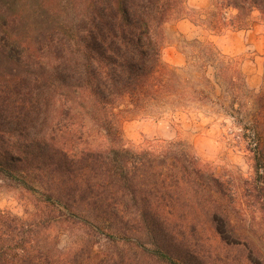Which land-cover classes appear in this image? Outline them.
Returning a JSON list of instances; mask_svg holds the SVG:
<instances>
[{
  "label": "trees",
  "instance_id": "1",
  "mask_svg": "<svg viewBox=\"0 0 264 264\" xmlns=\"http://www.w3.org/2000/svg\"><path fill=\"white\" fill-rule=\"evenodd\" d=\"M24 1L0 0V180L40 195L35 226L50 220L79 229L67 264H264V252L240 229L254 212L237 198L243 187L180 142H123L128 116L197 103L235 111L217 93L222 82L233 84L234 69L214 46L197 42L183 74L161 60L162 26L184 0H83L70 20L42 23L24 15ZM218 4L264 17V0ZM255 99L260 111L244 128L258 175L251 190L264 207V71ZM77 116L102 131L107 148L78 145L70 122ZM92 236L101 238L98 250L83 240ZM28 243L18 240L13 251L0 239V264H17L12 256H24Z\"/></svg>",
  "mask_w": 264,
  "mask_h": 264
},
{
  "label": "rangeland",
  "instance_id": "2",
  "mask_svg": "<svg viewBox=\"0 0 264 264\" xmlns=\"http://www.w3.org/2000/svg\"><path fill=\"white\" fill-rule=\"evenodd\" d=\"M219 1L184 0L182 12L174 14L162 26L161 60L183 74L188 69L189 59L198 53L197 42L214 46L223 58V64L228 63L234 69L228 74V80L234 79L233 84L224 81L222 87L217 88V93L222 91L224 94L230 111L234 106V113L197 103L174 112L128 116L121 120L120 126L126 146L148 147L156 141L180 142L185 151L207 164L216 175L243 187L237 198L254 212L248 211L240 229L247 232L264 252V207L256 198L259 194L251 190L258 177L254 144L244 128L260 111L254 97L261 91L263 81L264 17L257 9L238 11L219 5ZM24 3L21 8L24 15L32 22L41 23L58 17L70 20L83 8V0H25ZM234 97L238 98L235 100ZM70 122L78 129L76 142L80 147L107 148L108 142L102 131L92 122L81 116ZM39 197L37 192L26 191L15 182L0 180V239L7 243L5 247L11 245L13 251L18 240L29 242L24 256H12V261L17 264H55L56 260L59 264H67L71 261L66 255L70 252L68 247L72 241L81 239L79 229L72 225L62 230L63 225L50 220L35 226L39 217L35 208L40 205ZM183 209L188 215L193 211L190 207ZM15 218L28 227L13 232L9 226L19 223ZM100 239L92 236L83 240L98 250L102 245ZM82 254L84 260L89 257L86 249Z\"/></svg>",
  "mask_w": 264,
  "mask_h": 264
}]
</instances>
